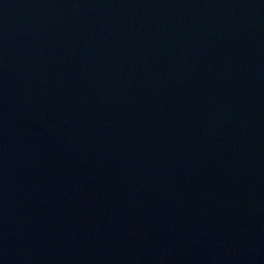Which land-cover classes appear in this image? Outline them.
I'll return each instance as SVG.
<instances>
[{
    "label": "water",
    "instance_id": "water-1",
    "mask_svg": "<svg viewBox=\"0 0 264 264\" xmlns=\"http://www.w3.org/2000/svg\"><path fill=\"white\" fill-rule=\"evenodd\" d=\"M0 264H264V0H0Z\"/></svg>",
    "mask_w": 264,
    "mask_h": 264
}]
</instances>
